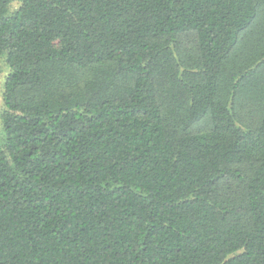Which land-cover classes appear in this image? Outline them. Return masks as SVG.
Wrapping results in <instances>:
<instances>
[{"label":"trees","instance_id":"obj_1","mask_svg":"<svg viewBox=\"0 0 264 264\" xmlns=\"http://www.w3.org/2000/svg\"><path fill=\"white\" fill-rule=\"evenodd\" d=\"M0 264H264V0H0Z\"/></svg>","mask_w":264,"mask_h":264},{"label":"rangeland","instance_id":"obj_2","mask_svg":"<svg viewBox=\"0 0 264 264\" xmlns=\"http://www.w3.org/2000/svg\"><path fill=\"white\" fill-rule=\"evenodd\" d=\"M5 75V70L3 69V67H0V95H1V86H2V82H3V77ZM0 108H1V97H0Z\"/></svg>","mask_w":264,"mask_h":264}]
</instances>
